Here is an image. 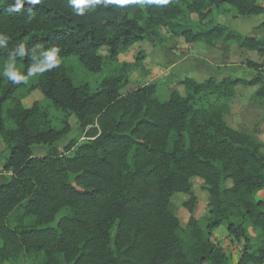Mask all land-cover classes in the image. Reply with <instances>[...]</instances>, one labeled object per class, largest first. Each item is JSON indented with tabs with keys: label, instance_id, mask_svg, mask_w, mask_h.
<instances>
[{
	"label": "trees",
	"instance_id": "16d2710c",
	"mask_svg": "<svg viewBox=\"0 0 264 264\" xmlns=\"http://www.w3.org/2000/svg\"><path fill=\"white\" fill-rule=\"evenodd\" d=\"M14 3L0 0V34L8 37L0 46V140L2 169L10 173L0 184V264H264L262 144L225 120L241 79L186 77L185 94L172 90L160 101L155 82L121 94L116 80L93 87L67 63L101 74L102 49L118 58L161 37V28L183 42L212 48L223 39L264 56V36L211 20L224 4L239 16L264 14L259 0L101 3L83 15L68 0H25L19 12L11 11ZM255 28L264 33V20ZM53 47L58 64L34 75L23 94L39 90L51 108L26 107L19 96L26 82L14 84L5 67L28 79ZM243 84H259L254 94L264 101V79ZM72 119L89 127L87 140L62 155L53 147ZM35 144L49 153L34 156ZM195 178L208 195L204 229L193 217L182 226L171 208L172 196L185 193L183 204L193 210ZM221 226L243 241L235 262L214 237Z\"/></svg>",
	"mask_w": 264,
	"mask_h": 264
},
{
	"label": "rangeland",
	"instance_id": "374dc122",
	"mask_svg": "<svg viewBox=\"0 0 264 264\" xmlns=\"http://www.w3.org/2000/svg\"><path fill=\"white\" fill-rule=\"evenodd\" d=\"M259 2L264 6V0H259ZM193 17L197 18L195 15ZM211 18L213 21L228 24L230 28L243 35L258 33L264 36L263 31L256 30L253 25L264 20V14L239 16L231 6L224 4L221 9H215V14ZM161 31L164 33L163 39L166 43L170 44L168 46L180 50L182 55L183 53L189 55L197 52L199 55H202V59H207V62H210L211 66L208 67L209 69L205 71V74L201 75L200 73L197 77L204 78L210 75L218 80L223 77H238L241 79L242 83H238L235 87L237 95L230 101V110L225 115V120L232 128L248 132L255 137L262 144L261 152L264 154V101L257 98L254 94L259 84H243L244 80L254 78L264 79V56H260L252 50L242 49L235 43L230 44L223 41H220L218 45L213 47L215 49L211 48V51H208L210 48L208 49L203 42L196 41L193 43L195 49L189 51L187 47L183 48L180 45L181 42H187H183L177 36H171V34L164 32L163 28H161ZM161 37L154 39L149 36L147 41L133 45L124 54L115 59L109 58L106 50L102 49L101 55L104 57V68L101 74H89L71 59L67 63L75 70L78 79H88L93 87L98 86L104 78L116 80L121 85V94H126L144 84L155 82L160 101H166L172 90H176L182 95L185 94L184 85L180 81L186 78V75L194 74L192 72L188 73L189 65L185 66V69L182 66L181 68L180 66H175L168 70V65L171 64L172 60L168 63L164 59L166 56L158 51L157 48L161 42ZM248 61H253L258 66L251 67L248 65ZM165 70L168 72L165 73ZM32 77L26 80L25 88L19 92V96H23L22 101L24 106L30 107L33 104H37L39 107L50 109L51 102L44 98L39 90H33L23 95L26 87L30 85ZM51 113L54 116L60 115V113L53 109H51ZM71 122L74 125L73 129L66 136L59 139L53 147L54 151L62 155L71 156L76 147L87 140L86 133L89 127L86 129L77 128L73 119ZM95 126L97 127V124ZM70 144L73 145L69 150H66ZM1 148L0 162L2 163L4 148L0 140ZM49 150L43 144H35L33 146V155L44 156L49 153ZM192 183L193 195L196 198L193 210L190 212L183 204L190 197V195L185 193H178L172 196L171 208L179 218L182 226L185 227L190 217H193L196 219L198 226L204 229L210 216V208L207 206L208 195L201 187V179L195 178ZM214 237L230 257L231 261H237L242 252L243 241L229 235L223 226L214 230ZM23 264H32V262L26 259Z\"/></svg>",
	"mask_w": 264,
	"mask_h": 264
},
{
	"label": "clouds",
	"instance_id": "9594fccd",
	"mask_svg": "<svg viewBox=\"0 0 264 264\" xmlns=\"http://www.w3.org/2000/svg\"><path fill=\"white\" fill-rule=\"evenodd\" d=\"M24 2L25 0H15V3L12 5L11 11L14 12H19L21 10V8L24 7ZM26 2L29 5H36L38 3H40V0H26ZM69 4L75 9L77 10V15H83V9L89 5L95 6L97 4H110V3H118L120 5H123L125 3L128 2H133V3H152V2H156V3H166L167 0H68ZM27 12H32V7H28L26 9ZM8 41V37L0 34V46H4L6 48V43ZM57 51L56 47L51 48L50 51H48L45 55V62L42 63L41 66H36V67H32L29 69L27 76L31 77L36 75L37 73H42L48 69H52L53 67H55L58 62L55 58V53ZM19 52L21 54V56H23L24 54V44L20 43L19 45ZM3 75L6 76L9 80H11L14 84H19L22 82H26L27 77H25L24 75H21L16 68L11 67L10 65L5 67V70L3 72Z\"/></svg>",
	"mask_w": 264,
	"mask_h": 264
},
{
	"label": "crops",
	"instance_id": "0c3cea01",
	"mask_svg": "<svg viewBox=\"0 0 264 264\" xmlns=\"http://www.w3.org/2000/svg\"><path fill=\"white\" fill-rule=\"evenodd\" d=\"M218 23L228 27L231 30H234V29L230 28L228 26V24L226 25V24H224L222 22H218ZM258 24H253V25H254V27H256ZM234 31H236V30H234ZM164 32H167V33L171 34L170 32H168L165 29H164ZM236 32H238V31H236ZM160 33L162 35V39H161V42H160V44L158 45L157 48H158V51H160L164 56H166V57H164V59L167 60L168 63L172 60L171 64L168 65L169 66L168 70H170L171 68H174L175 66H180V68L182 66V68L185 69L186 68L185 66L189 65V71L188 70L187 71H188V73L192 72L194 75H186L187 77H192L196 81L200 82V81H203L204 79H206L207 77L210 76L209 75V76L204 77V78H201V77L199 78V76L197 77V75H200V73H201V75L205 74V71L209 69L208 68L209 66H211L210 62H207V59H202V55H199L197 52L191 53L189 55L183 53V55H182V52L180 50L173 49L172 46L171 47L168 46L170 44L166 43V41L163 39L164 33L161 30H160ZM257 35H260V34L257 33ZM171 36H174V35L171 34ZM220 41L225 42L223 39H220V40L216 41L215 46L218 45L220 43ZM193 43H195V42H187V43H182L181 42L180 45H182L183 48L187 47V49H189V51H193L195 49V46H194ZM225 43H227V42H225ZM212 49H215V48L212 47ZM208 51H211V48ZM185 55H186V57H184ZM215 63H217V62H215ZM167 72L168 71L165 70V73H167ZM236 95H237V93L235 91V96ZM1 150H2V148L0 149V151ZM9 176H10V173H6V172L3 171L2 163L0 162V184L6 182L8 180Z\"/></svg>",
	"mask_w": 264,
	"mask_h": 264
}]
</instances>
